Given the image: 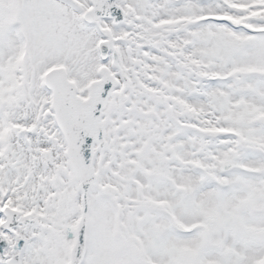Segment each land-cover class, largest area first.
Here are the masks:
<instances>
[{"label":"snow or ice","instance_id":"obj_1","mask_svg":"<svg viewBox=\"0 0 264 264\" xmlns=\"http://www.w3.org/2000/svg\"><path fill=\"white\" fill-rule=\"evenodd\" d=\"M0 264H264V0H0Z\"/></svg>","mask_w":264,"mask_h":264}]
</instances>
